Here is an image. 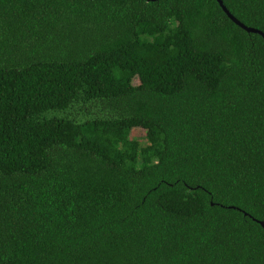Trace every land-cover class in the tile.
<instances>
[{
	"label": "trees",
	"instance_id": "16d2710c",
	"mask_svg": "<svg viewBox=\"0 0 264 264\" xmlns=\"http://www.w3.org/2000/svg\"><path fill=\"white\" fill-rule=\"evenodd\" d=\"M261 220L259 33L217 0H0V264H264Z\"/></svg>",
	"mask_w": 264,
	"mask_h": 264
},
{
	"label": "water",
	"instance_id": "95a60500",
	"mask_svg": "<svg viewBox=\"0 0 264 264\" xmlns=\"http://www.w3.org/2000/svg\"><path fill=\"white\" fill-rule=\"evenodd\" d=\"M146 1H153V0H146ZM218 4L221 6V8L224 10V12L227 14V16L233 21L235 22L237 25H239L240 27H242L243 29H245L248 32H256L259 33L263 39H264V33H262L261 31L255 29V28H251V27H247L245 25H243L241 22H239L227 9L226 7L223 5L221 0H217ZM245 214V213H244ZM259 224L264 228V220L258 221Z\"/></svg>",
	"mask_w": 264,
	"mask_h": 264
},
{
	"label": "rangeland",
	"instance_id": "374dc122",
	"mask_svg": "<svg viewBox=\"0 0 264 264\" xmlns=\"http://www.w3.org/2000/svg\"><path fill=\"white\" fill-rule=\"evenodd\" d=\"M136 81V79H135ZM131 134L139 139H143L144 137V130L143 129H140V128H136V129H133Z\"/></svg>",
	"mask_w": 264,
	"mask_h": 264
}]
</instances>
